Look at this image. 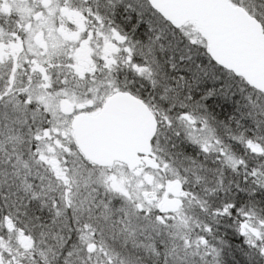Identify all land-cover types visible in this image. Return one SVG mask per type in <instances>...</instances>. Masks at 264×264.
Masks as SVG:
<instances>
[{
    "label": "snow or ice",
    "instance_id": "1",
    "mask_svg": "<svg viewBox=\"0 0 264 264\" xmlns=\"http://www.w3.org/2000/svg\"><path fill=\"white\" fill-rule=\"evenodd\" d=\"M0 264H264V0H0Z\"/></svg>",
    "mask_w": 264,
    "mask_h": 264
}]
</instances>
